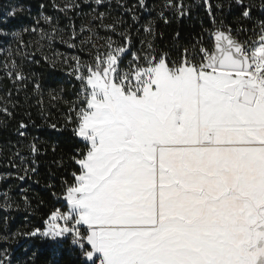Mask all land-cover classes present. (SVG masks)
I'll return each instance as SVG.
<instances>
[{
    "label": "snow or ice",
    "instance_id": "obj_1",
    "mask_svg": "<svg viewBox=\"0 0 264 264\" xmlns=\"http://www.w3.org/2000/svg\"><path fill=\"white\" fill-rule=\"evenodd\" d=\"M202 2L212 28L187 44L177 32L172 50L156 46L155 24L149 21L144 32L152 39L133 51L132 27L118 30L125 21L105 24L106 14L99 12L92 19L119 39L100 38L103 50L92 37L81 41L95 49L91 61L74 56L69 63L60 54L42 53L51 69L66 67L80 84L77 99L65 101L63 122L47 125L61 137L70 134L66 138L75 147L69 159L75 167L71 180H62L60 194L52 192L62 197L64 209L56 208L42 227L15 237L44 241L54 256L70 253L71 264H264V20L251 36L239 39L249 31L245 25L254 13L264 16V0H226L236 27L223 17L217 20L209 0ZM94 3L104 6L105 0ZM117 3L133 23L140 19L137 10H149L147 0L132 7ZM164 7L177 20L190 15L183 0H165ZM76 8L80 4L73 0L60 11L67 15ZM216 8L223 12L225 4ZM23 13L13 7L0 17V39L11 36L26 48L21 37L30 31L39 33L37 51L44 48L42 42L51 47L57 40L77 47L74 24L65 40L43 14L51 32L37 27L14 31ZM158 16L169 23L163 10ZM5 68L14 82L28 80L15 60ZM40 88L35 82V90ZM49 95L62 99L59 93ZM0 113L7 118L0 119L2 131L14 115L7 106ZM13 134L14 157L23 163V150L30 154V163L21 169L24 175L17 178L31 179L45 141L31 135L24 120ZM10 166L17 167L15 160ZM2 196L0 208L7 211L9 195ZM23 199L30 207L28 197ZM0 264H11L10 257L0 256Z\"/></svg>",
    "mask_w": 264,
    "mask_h": 264
},
{
    "label": "trees",
    "instance_id": "obj_2",
    "mask_svg": "<svg viewBox=\"0 0 264 264\" xmlns=\"http://www.w3.org/2000/svg\"><path fill=\"white\" fill-rule=\"evenodd\" d=\"M71 2L73 0H0V17H5L7 11L13 7L24 9V13L18 16L15 21L14 31H21L25 27L29 29L37 27L38 29L42 28L45 32H51L50 26L41 18V14H43L53 19L55 26L62 30L65 40L68 38L70 23L75 25L78 34L75 41L76 48H69L65 43L57 40L52 43L51 47L47 42H42L45 46L41 51H37L38 32L31 33L29 31L22 34L23 43L29 45L26 48H19L20 40L13 39L11 36L0 39V108L7 106L14 115V119L8 120V128L0 131V204L3 203L2 194L5 192L8 193L9 202L12 204V207L7 211L0 208V256L7 254L11 264H71L72 261L70 253L54 256L44 241L35 238L15 237L17 232H29L34 228L42 227L43 219L56 208L64 209L62 197L57 199L52 196V192L60 194L62 180L65 178L71 180L70 173L75 167L69 159L75 147L66 138L70 134L61 137L52 133L47 125L58 121L63 122L68 111V104L65 101L72 102L77 99L80 84L73 77L67 75L66 67L58 64L55 70L51 69L44 62L43 55L56 57L57 54H60L59 59L68 57L69 63H72L71 57L74 56L79 57L82 61H91L90 52H94L95 49H91L89 43H81V41H88L89 37H92V42L96 47L103 50L104 40L100 38L113 35L106 32L98 20L92 19L99 12L106 14L105 24L120 19L125 21L126 23L119 26L118 30L132 27L133 51L140 49L142 40L152 39L144 32V27L149 21H154L156 33L154 43L161 50L173 49L174 37L177 32L181 34V43L187 44L192 42L193 38H198L203 29L212 28L211 19L202 0H183V3L190 7V15L182 20H177L171 10L165 9V0H147L149 10H137L136 12L140 18L138 23L132 22L131 14L126 12L125 8H121L117 0H105L104 6H97L94 0H87V2L75 0V3L80 4V8L68 11L67 15L60 11L66 3ZM121 2L125 4V7H132L137 3V0H121ZM209 2L217 20L223 17L229 24L236 27L235 17L229 12L226 0H209ZM218 3L225 4L223 12L216 8ZM41 4L44 5L43 8L40 7ZM93 9L96 11L94 12ZM162 10L168 17L169 23L167 24L158 16ZM37 20L40 21L39 24L36 23ZM260 20H264V16H261L259 12L254 13L253 20L245 25L249 31L241 35L239 39L243 40L251 36L252 28L256 27ZM81 28L84 29L83 32H81ZM89 29L92 31L90 32ZM204 35L207 39V33ZM113 39L118 40L119 37L113 35ZM18 50L19 55L16 54ZM33 53H35L34 56ZM12 60L23 66L24 74L28 77L24 83L14 82L9 78L5 64L10 66ZM35 60H39L40 63H35ZM35 82H39L41 85L39 92L35 90ZM50 92L59 93L62 99L52 100ZM0 119L7 118L0 113ZM20 120L30 123L31 135L45 141L41 145L42 155L39 158L37 174H32L31 179L26 177L23 181L17 177L24 175L21 169L30 163V154L27 149H24L22 155L25 160L21 163L18 158L14 157L16 149L13 148L16 141L13 130ZM31 122H34L36 127H31ZM53 146H55V152L52 150ZM10 160H15L16 168L10 166ZM49 184L54 185V188H49ZM22 189H27V191L22 192ZM24 196L28 197L30 207L25 206ZM5 223L6 228L4 227ZM4 236H7L8 239H2Z\"/></svg>",
    "mask_w": 264,
    "mask_h": 264
}]
</instances>
